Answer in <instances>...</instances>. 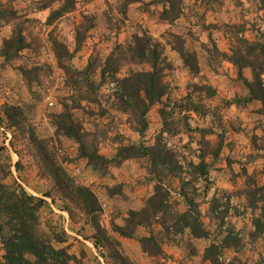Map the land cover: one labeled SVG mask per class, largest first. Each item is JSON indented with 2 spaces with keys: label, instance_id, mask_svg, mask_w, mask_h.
I'll list each match as a JSON object with an SVG mask.
<instances>
[{
  "label": "rangeland",
  "instance_id": "374dc122",
  "mask_svg": "<svg viewBox=\"0 0 264 264\" xmlns=\"http://www.w3.org/2000/svg\"><path fill=\"white\" fill-rule=\"evenodd\" d=\"M162 1L0 0V264L23 230L42 264H264V104L228 59L264 3ZM144 33L167 92L141 116Z\"/></svg>",
  "mask_w": 264,
  "mask_h": 264
},
{
  "label": "trees",
  "instance_id": "16d2710c",
  "mask_svg": "<svg viewBox=\"0 0 264 264\" xmlns=\"http://www.w3.org/2000/svg\"><path fill=\"white\" fill-rule=\"evenodd\" d=\"M135 2H141V0H127L128 4ZM162 2L168 4L163 10L164 13L172 14L181 11V7H179V5H181L180 0H164ZM262 2L264 3V0H262ZM175 15L177 16L178 14ZM166 16L167 15H164L165 19H167ZM133 38L134 46L133 48H130L132 52L129 54V58L132 60L137 58L138 61L148 63L150 69L144 72H135L131 78L136 79L135 82L131 84L133 91H129L131 88L127 87L123 93L126 94L127 99H129L127 100V103L131 102V105L136 109L137 113H139L140 109V115L143 116L150 104H153L164 96L167 92V84L163 80V56L162 51L160 50V44L158 42H153V38L147 36L145 33L142 35L136 34ZM18 41L22 45L23 41L21 36H19ZM257 43L258 42L252 43L245 38L240 39L241 46L235 51V54L237 55L235 57L230 56L227 58L234 65L238 66L240 70L247 66L252 68L254 81L248 83L251 97L259 99L264 104V83L261 78V75L264 73V46ZM18 47L22 48V46ZM257 47L259 49L258 60H253L254 54L257 52ZM109 59L106 61L105 68L111 67V59ZM127 80L130 81V79ZM139 87H141L139 93L143 92L144 95L139 99L136 98V100H133L135 97L134 93L137 95L136 91ZM74 128L70 127L67 132L69 134L72 133L76 130ZM149 150L150 148H148V151ZM89 154L92 155V153ZM65 186L68 185L65 184ZM75 189L79 196H88L87 189L82 187H76ZM187 202L192 203L190 200H187ZM92 209H94V207ZM43 244L44 243L39 241L38 237L34 238L33 233L31 234L28 233L27 230H23L22 234L17 236L16 239L11 238L7 241L8 250L5 256L6 262L4 264H33L31 260L26 258V253H30L36 257V262L34 264L44 263L50 258L49 255L52 256V252H56V250L53 247L45 248Z\"/></svg>",
  "mask_w": 264,
  "mask_h": 264
}]
</instances>
